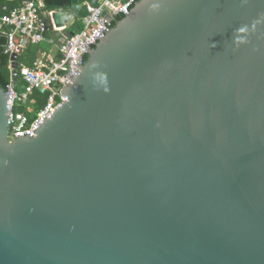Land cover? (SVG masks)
<instances>
[{
  "label": "water",
  "instance_id": "95a60500",
  "mask_svg": "<svg viewBox=\"0 0 264 264\" xmlns=\"http://www.w3.org/2000/svg\"><path fill=\"white\" fill-rule=\"evenodd\" d=\"M125 13L31 135L0 85V264H264V0Z\"/></svg>",
  "mask_w": 264,
  "mask_h": 264
},
{
  "label": "built area",
  "instance_id": "2783aa9c",
  "mask_svg": "<svg viewBox=\"0 0 264 264\" xmlns=\"http://www.w3.org/2000/svg\"><path fill=\"white\" fill-rule=\"evenodd\" d=\"M134 2L135 0H97L96 5L87 4L88 16L83 20V30L70 39L63 37L60 42H55L47 36L50 26L41 15L44 8L43 0H23L20 7L1 18L0 23L7 37L6 54L11 58V81L6 90L9 110L8 138L11 142L15 140V137L31 135L43 117L50 115L67 99L61 90L65 85L70 87L71 83L68 81L78 73L77 66L83 67L85 64L89 53L85 47L88 46L91 50L96 47L97 44L91 42L101 30L100 19L104 20L107 28L112 29L118 19L127 16L126 9L127 13H130ZM50 16L52 18V13ZM52 24L55 27L54 22ZM56 31L64 30L56 29ZM24 41L27 45L57 43L61 57L51 65L39 62L33 68L18 69L19 81L21 80L23 84L19 88L12 77V57L19 54ZM36 91L47 95V102L34 116L37 100L33 94Z\"/></svg>",
  "mask_w": 264,
  "mask_h": 264
},
{
  "label": "trees",
  "instance_id": "16d2710c",
  "mask_svg": "<svg viewBox=\"0 0 264 264\" xmlns=\"http://www.w3.org/2000/svg\"><path fill=\"white\" fill-rule=\"evenodd\" d=\"M23 0H0V20L3 16L9 14L13 10L20 7ZM127 1V0H125ZM140 0H135L134 5ZM43 12L52 13L60 12L63 15V18L66 20L74 19L73 24L68 29L69 32L78 34L84 28L83 20L88 16V11L86 4L90 3L96 5V0H44ZM132 6V8L134 7ZM5 8V9H4ZM124 17L118 19L114 26L123 19ZM51 28V27H50ZM54 32L50 29L48 31V38L53 37ZM44 54H47L45 60L47 64L51 65L56 60L60 59V53H56L54 56H50L49 53L44 49L34 47L33 44H29V47L25 49L21 57L19 56L17 61L19 63V70L24 66L34 67L35 63L38 61L39 57H42ZM11 58L6 54V48L0 46V85L7 90V86L11 81V69H10ZM33 97L37 99V105L35 106L36 113L40 111L47 102V95L42 94L38 91L34 92ZM35 116V115H34Z\"/></svg>",
  "mask_w": 264,
  "mask_h": 264
},
{
  "label": "crops",
  "instance_id": "0c3cea01",
  "mask_svg": "<svg viewBox=\"0 0 264 264\" xmlns=\"http://www.w3.org/2000/svg\"><path fill=\"white\" fill-rule=\"evenodd\" d=\"M116 1H121V0H116ZM96 2H97V0H96ZM43 3L45 4V2H44V0H43ZM87 4H90V3H87ZM86 4V5H87ZM53 13V12H52ZM60 13V12H59ZM62 14V13H61ZM41 15H42V17L44 18V20L48 23V25L52 28L53 27V18H51V16H50V13H45V12H43V9H42V11H41ZM63 16V15H62ZM64 19V18H63ZM64 21H65V23H66V30L65 31H68V29L70 28V26L73 24V22H74V19L73 18H71L70 20H66V19H64ZM68 21H69V23H68ZM50 28V29H51ZM65 31H61V32H55V31H52V32H54V34H53V37H51L50 39L52 40H55V42H60L61 41V39H63V37H64V32ZM41 44H49V45H52V46H55L56 47V53L58 52L59 53V50H58V45H57V43H55V44H51L50 42H44V43H41ZM29 45V44H28ZM28 45H26V47H25V49L27 48V46ZM40 45V44H39ZM25 49H24V51H25ZM55 53V54H56ZM47 54H44L42 57H39V59H38V61L35 63V65L37 64V63H39V62H43V63H45V64H47V62H46V60H45V57H47L46 56ZM59 60V59H58ZM57 61V60H56ZM34 65V66H35ZM47 65H49V64H47ZM24 67H27V66H24ZM32 68V67H31ZM22 82H21V80L20 81H18V87L19 88H21L22 87ZM37 100V99H36ZM38 103V102H37ZM34 111H35V107H34ZM36 114V111H35V113H34V115Z\"/></svg>",
  "mask_w": 264,
  "mask_h": 264
},
{
  "label": "rangeland",
  "instance_id": "374dc122",
  "mask_svg": "<svg viewBox=\"0 0 264 264\" xmlns=\"http://www.w3.org/2000/svg\"><path fill=\"white\" fill-rule=\"evenodd\" d=\"M68 23H69V21H68ZM27 47H29V45ZM34 47H38L40 49L42 48V49L46 50V52L49 53L50 56H54L55 53H56L55 52L56 51V47L52 46V45H49V44L34 45ZM21 55H20V57H21ZM26 65L28 66L29 64L27 63Z\"/></svg>",
  "mask_w": 264,
  "mask_h": 264
}]
</instances>
